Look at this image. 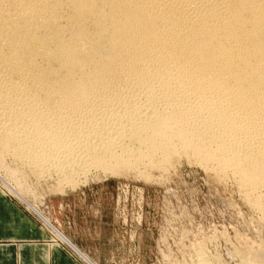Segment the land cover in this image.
Listing matches in <instances>:
<instances>
[{
  "label": "bare ground",
  "instance_id": "bare-ground-1",
  "mask_svg": "<svg viewBox=\"0 0 264 264\" xmlns=\"http://www.w3.org/2000/svg\"><path fill=\"white\" fill-rule=\"evenodd\" d=\"M137 93L140 106L123 96ZM29 143L40 147L26 152ZM0 145L41 174H65L60 194L94 165L146 176L190 153L217 178L235 176L264 220V0H0ZM42 217L81 262L98 264ZM203 247L197 264H221ZM239 257L264 264V249Z\"/></svg>",
  "mask_w": 264,
  "mask_h": 264
},
{
  "label": "rangeland",
  "instance_id": "rangeland-1",
  "mask_svg": "<svg viewBox=\"0 0 264 264\" xmlns=\"http://www.w3.org/2000/svg\"><path fill=\"white\" fill-rule=\"evenodd\" d=\"M137 94L123 96H128L133 99V104L136 101L135 105L140 106L146 99ZM106 98L90 100L98 107L96 101L103 102ZM110 100L115 99L111 96ZM57 111L60 110H54L62 119L60 116L65 111L61 110V115ZM62 133L65 135V132H60L64 137ZM25 145L26 152L40 147L36 146L37 143ZM29 145L34 148L26 150ZM50 147L45 151L52 154L53 148L56 154L52 155L62 160L63 150ZM2 150L0 148V160L5 166L0 168V196L5 195L36 218L39 226L47 232L42 234L49 247L50 244L51 247L62 244L45 227L41 219L44 214L98 264H197V245L200 244L204 245V252L209 258L219 260L221 264H243L239 252L250 246L264 249V220L258 209L244 199L236 177L227 174L222 179L217 178L213 170L203 166L190 153H175L170 163L165 162L161 169L147 168L149 173L146 176L134 169H125V172L128 171L126 175H116L94 165L85 173L76 171L79 177L85 175L84 183L79 181L74 188L64 186L60 194L55 187L58 186L56 181L59 180L58 184L61 179L65 181V174L63 178L55 170L59 179L54 174L55 168L41 174L45 169H39V164L36 168V163L32 167L28 157L19 160V157L11 155V151ZM50 158L60 162L57 157ZM27 162L31 165L28 166ZM39 173L43 176L38 177ZM76 175L71 176L75 178L73 180L83 178ZM27 186L30 191H27ZM260 191L264 194V186L260 187ZM30 205L38 208L39 216L30 209ZM5 227L14 231L20 225L8 224ZM12 231L7 235H14ZM65 245L62 246L71 251Z\"/></svg>",
  "mask_w": 264,
  "mask_h": 264
},
{
  "label": "crops",
  "instance_id": "crops-1",
  "mask_svg": "<svg viewBox=\"0 0 264 264\" xmlns=\"http://www.w3.org/2000/svg\"><path fill=\"white\" fill-rule=\"evenodd\" d=\"M0 199V223H6L0 225V264H82L65 247H49L42 234L47 232L25 208L5 195ZM8 224L20 227L12 231L5 227ZM11 231L14 235H7Z\"/></svg>",
  "mask_w": 264,
  "mask_h": 264
}]
</instances>
